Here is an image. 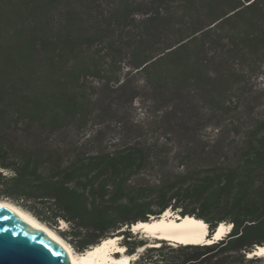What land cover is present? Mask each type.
I'll return each instance as SVG.
<instances>
[{
  "label": "trees",
  "instance_id": "trees-1",
  "mask_svg": "<svg viewBox=\"0 0 264 264\" xmlns=\"http://www.w3.org/2000/svg\"><path fill=\"white\" fill-rule=\"evenodd\" d=\"M137 1L0 0V199L80 253L133 239L135 224L170 210L204 221L212 236L222 223L232 228L212 244L163 241L135 264H264L249 257L264 246V119L216 122L250 104L231 69L262 73L264 0H182L195 29L164 20L171 0H160L141 33H120L118 44ZM163 20L171 26L161 32ZM171 31L178 38L169 44L140 42ZM125 59L164 105L147 126L107 139L89 81L122 93L110 107L132 106ZM129 244L134 253L146 243Z\"/></svg>",
  "mask_w": 264,
  "mask_h": 264
},
{
  "label": "rangeland",
  "instance_id": "rangeland-1",
  "mask_svg": "<svg viewBox=\"0 0 264 264\" xmlns=\"http://www.w3.org/2000/svg\"><path fill=\"white\" fill-rule=\"evenodd\" d=\"M182 0L170 1V3L166 6L169 10L167 11L165 8L162 11V16L165 19H169L172 15L174 16L172 25L173 26H181L186 27L188 29H195L200 26L198 22H194L192 18L185 17V13L181 7ZM138 6L136 5V10H139L138 14L131 18L130 26L125 28H120L116 30V41L118 44H125L126 39L119 40L120 33L132 32L141 33L144 21L151 15L155 13V9L161 4L160 0H138ZM172 8V10H170ZM185 17L186 24H179V18ZM160 24L161 32H163V28L171 26L169 21H164ZM205 23V21H201ZM177 34H174V31L169 32L162 36V38L154 41L152 39H146L142 37L143 44H169L171 41L177 40ZM150 41L149 42H147ZM204 42H193L192 44H203ZM106 44V43H102ZM128 59H125L122 63L124 66V71L122 73V77L125 81H127V92L132 93L135 96V100L132 104H126L125 106L114 105V107H110L111 102L113 101L114 96L121 95V92H115L114 87L104 86L103 83H100L98 80L94 78H90V84H92V92H95V96L98 99L99 103L96 104L98 111L103 114L102 121L104 120L107 125L106 133L104 136L109 139L116 132L120 130V127L127 126L132 129H137L138 126H132L131 123H135V125H143L147 126L152 122L156 117L157 110H160L161 106H163V101L160 100L159 96L147 86L144 76L142 74H129V68H127ZM231 72H235L237 78L242 79L244 83L242 84L246 90L247 95L250 98V104L246 108H232V110L222 116V118L218 119L216 122L225 125L231 124H254L260 122L264 119V68L262 73L259 75L250 74L245 75L242 73V69L238 68V65H233ZM121 93V94H119ZM99 120H95V124L91 126V130L98 129ZM134 127V128H133ZM93 128V129H92ZM115 132V133H114ZM0 201H4L6 203L18 206L17 204L6 200L0 199ZM20 207V206H18ZM23 209L22 207H20ZM24 210V209H23ZM28 212L27 210H24ZM29 213V212H28ZM32 215L31 213H29ZM33 216V215H32ZM36 218V217H35ZM52 229V228H51ZM133 229V228H132ZM132 229L130 231L134 234L135 238L128 239L124 235L119 236V245L124 247V252H117L115 256L122 257V255H127L130 258L129 264H135L137 260L147 253L150 248L159 247L163 241L158 239L151 238L148 234L142 232H135ZM57 235L58 232L53 230ZM135 232V233H134ZM60 236V235H59ZM61 237V236H60ZM62 238V237H61ZM63 239V238H62ZM64 240V239H63ZM67 245L71 248L74 254H80V252L76 251L72 245L64 240ZM143 241L146 243L144 246L136 249L134 253H131L129 242H139ZM172 245V244H167ZM174 243L172 246H176ZM262 257V256H259ZM264 260V257H262Z\"/></svg>",
  "mask_w": 264,
  "mask_h": 264
},
{
  "label": "bare ground",
  "instance_id": "bare-ground-1",
  "mask_svg": "<svg viewBox=\"0 0 264 264\" xmlns=\"http://www.w3.org/2000/svg\"><path fill=\"white\" fill-rule=\"evenodd\" d=\"M0 205L6 206L15 211L23 220L33 227L41 230L59 244L66 248L72 264H129V256H115L117 252H124V247L119 245L120 237H112L104 240L102 243L89 248L86 252L74 254L67 243L57 235L49 226L30 215L18 206L0 201ZM232 226L222 223L214 233L213 238L209 236V225L202 220H197L193 217H181L166 211L158 218H152L149 222H139L133 226V231L148 234L154 239H166L175 244H212L217 240L226 236ZM134 232V233H135ZM262 256L264 257V246H259L255 252L249 253V257Z\"/></svg>",
  "mask_w": 264,
  "mask_h": 264
},
{
  "label": "water",
  "instance_id": "water-1",
  "mask_svg": "<svg viewBox=\"0 0 264 264\" xmlns=\"http://www.w3.org/2000/svg\"><path fill=\"white\" fill-rule=\"evenodd\" d=\"M213 237L211 234L208 236ZM0 264L72 262L64 246L27 223L15 211L0 205Z\"/></svg>",
  "mask_w": 264,
  "mask_h": 264
}]
</instances>
